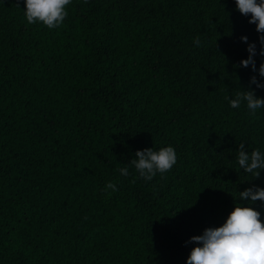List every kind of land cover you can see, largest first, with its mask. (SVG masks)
<instances>
[{"label": "trees", "instance_id": "obj_1", "mask_svg": "<svg viewBox=\"0 0 264 264\" xmlns=\"http://www.w3.org/2000/svg\"><path fill=\"white\" fill-rule=\"evenodd\" d=\"M23 8L0 0V264H186L191 235L264 187L236 161L264 149V110L225 99L255 89L237 67L255 25L235 0H72L54 29ZM169 144L176 164L139 178L135 151Z\"/></svg>", "mask_w": 264, "mask_h": 264}, {"label": "clouds", "instance_id": "obj_2", "mask_svg": "<svg viewBox=\"0 0 264 264\" xmlns=\"http://www.w3.org/2000/svg\"><path fill=\"white\" fill-rule=\"evenodd\" d=\"M24 16L27 23H42L49 29L60 27L68 15L67 6L72 0H23ZM235 8L248 17L249 23L255 25L258 33L257 41H249L247 35L241 34L240 40L245 43L248 53L241 58L237 67L251 68L255 73L249 77L250 85L255 89H264V59L257 67L255 57H264V0H235ZM202 41L199 37L194 44L199 47ZM259 43V49H257ZM258 74V75H257ZM258 76L260 78H258ZM251 86L239 88L232 96H226L228 104L233 109L242 106L249 115H257L264 110V97L255 94ZM236 161L244 173L258 177L264 169V149L245 150L243 143L238 145ZM177 162V154L172 145L158 148L145 147L137 149L129 164L135 169L139 178L151 180L157 173L164 174ZM129 164L118 169L121 176L130 174ZM111 190V191H109ZM102 191L106 195L118 191L116 183L105 182ZM238 202L224 217L222 223L205 227L200 234L191 235L193 242L186 264H264V221L262 211L252 205L260 201L264 208V187L251 184L238 192Z\"/></svg>", "mask_w": 264, "mask_h": 264}]
</instances>
